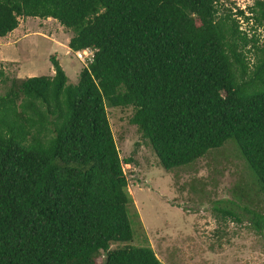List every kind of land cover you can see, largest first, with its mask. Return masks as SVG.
I'll return each mask as SVG.
<instances>
[{
    "label": "trees",
    "instance_id": "16d2710c",
    "mask_svg": "<svg viewBox=\"0 0 264 264\" xmlns=\"http://www.w3.org/2000/svg\"><path fill=\"white\" fill-rule=\"evenodd\" d=\"M220 1L0 0V38L50 18L72 54L93 51L76 84L51 56L53 76L14 79L0 96V264H162L150 247L110 249L133 233L107 107L133 109L166 171L232 139L264 196V46L241 28L264 29V0ZM244 212L264 230V214Z\"/></svg>",
    "mask_w": 264,
    "mask_h": 264
},
{
    "label": "rangeland",
    "instance_id": "374dc122",
    "mask_svg": "<svg viewBox=\"0 0 264 264\" xmlns=\"http://www.w3.org/2000/svg\"><path fill=\"white\" fill-rule=\"evenodd\" d=\"M220 2L245 9L254 0ZM241 28L258 47L264 46V29L245 23ZM17 29L27 36L11 44L14 50L7 49L5 63L0 61L5 73L0 96L14 79L50 76L49 59L55 52L68 83H77L84 65L73 54H65L71 32L55 20L38 18L20 19ZM247 50L252 70L256 61L252 44ZM106 111L128 181L127 213L133 233L131 242L113 244L110 249L150 247L162 264H264V230L255 231L249 221L252 216L244 212L247 208L264 214V196L232 139L192 164L166 171L131 123L133 109L107 107ZM127 160L131 162L125 164ZM103 259L100 255L96 262L101 264Z\"/></svg>",
    "mask_w": 264,
    "mask_h": 264
},
{
    "label": "crops",
    "instance_id": "0c3cea01",
    "mask_svg": "<svg viewBox=\"0 0 264 264\" xmlns=\"http://www.w3.org/2000/svg\"><path fill=\"white\" fill-rule=\"evenodd\" d=\"M37 19V18H36ZM50 19V18H49ZM47 19V20H49ZM53 20V19H52ZM27 35H25V32L24 31H19V29H15L13 32H11L10 34H8L6 37H3V38H0V61H3L2 63H5V58L4 56L5 53H6V50L11 48L12 50H14V46H11V44H16V42H19V39L22 37L25 38ZM70 39V38H69ZM69 39H67V42H66V51H65V54L67 55L68 53H71L72 54V51L68 48V42H69ZM57 48V47H56ZM56 59H58V53H54L53 54ZM36 71V75H39V72L37 70ZM23 73V72H22ZM32 73V72H31ZM29 74V73H28ZM54 74V71L51 72L50 76H53ZM28 77H34L33 74H31L30 76ZM18 78V77H17Z\"/></svg>",
    "mask_w": 264,
    "mask_h": 264
},
{
    "label": "built area",
    "instance_id": "2783aa9c",
    "mask_svg": "<svg viewBox=\"0 0 264 264\" xmlns=\"http://www.w3.org/2000/svg\"><path fill=\"white\" fill-rule=\"evenodd\" d=\"M73 55L77 61H79L80 63L84 65H86L89 62H92L93 60V51L89 49L77 51L73 53Z\"/></svg>",
    "mask_w": 264,
    "mask_h": 264
}]
</instances>
